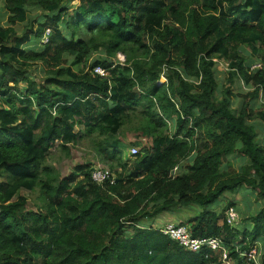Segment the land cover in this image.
Segmentation results:
<instances>
[{
    "label": "trees",
    "instance_id": "obj_1",
    "mask_svg": "<svg viewBox=\"0 0 264 264\" xmlns=\"http://www.w3.org/2000/svg\"><path fill=\"white\" fill-rule=\"evenodd\" d=\"M2 1L0 264H257L248 253L264 242V207L244 230L209 207L244 187L264 200V146L250 123L255 115L264 124V0ZM215 57L228 62L229 84L254 88L239 95L241 111L231 88L219 91ZM133 117L149 146L124 158L119 135ZM79 138L111 163L113 183H95L91 164L62 176L47 163L57 144L69 157ZM23 191L38 194L36 211ZM190 206L203 211L182 225L221 240L226 259L223 249L186 250L151 225Z\"/></svg>",
    "mask_w": 264,
    "mask_h": 264
},
{
    "label": "rangeland",
    "instance_id": "obj_2",
    "mask_svg": "<svg viewBox=\"0 0 264 264\" xmlns=\"http://www.w3.org/2000/svg\"><path fill=\"white\" fill-rule=\"evenodd\" d=\"M76 4V2H74ZM8 15L9 13L7 10L4 9V2L1 0L0 2V22L3 25H8ZM41 13L38 11H34L33 13V18L37 19V16H40ZM24 24L17 25L16 30L18 31L19 34L22 35L24 32ZM33 48V47H31ZM245 53L247 56H251L250 51L247 49ZM102 57L101 53H95L92 55L91 59L87 62L86 66H82L81 68L85 70L88 68V66H91L94 61L100 59ZM254 59L259 60V58L252 57ZM117 59V58H116ZM116 62V60H114ZM118 61V60H117ZM214 61L217 64V76H218V83H219V91L224 90L226 87L231 88L234 97L232 98V108L235 110L241 111V107H243L244 103V98L243 96L247 95L248 93H251L254 88L252 86L246 87L244 86L243 82L239 79H235L234 83L229 84L228 79L230 77V70L228 67V62L225 61L224 59H221L219 57H215ZM38 66V69L35 71H31L33 78H36L38 80L42 79L45 77V70L43 69L42 65L40 63L36 64ZM77 69V70H78ZM24 86V85H22ZM239 95H243L239 97ZM221 97V94L218 95V98ZM262 99L260 100H255L250 102V107L253 106L254 109L260 108L262 105ZM135 123H136V118L133 117L131 122L128 123L124 128L123 131L119 135V139L121 142L124 144L122 150L124 151V158H128L129 156V150L134 147L133 143L136 142L137 140H140L142 142L141 146L139 147L140 151L142 150L143 147L149 146V139L140 133H137L134 128H135ZM250 123H253L256 127V132L258 133V140L261 143V145L264 146V124L255 118V115H253L250 119ZM263 124V125H262ZM171 125V124H170ZM172 128V126H171ZM172 133L175 131L173 129H170ZM99 141V140H98ZM97 147L92 140L89 139H81L79 138L77 142L74 144V146H71L69 149L70 156L68 157L65 153V151L58 146H55L52 150L51 156L48 159V164L55 166L61 173L62 176H67L74 172L75 166L80 165V164H91L93 167H102L105 169L110 170L112 174L115 176V173L113 170H111L110 167H112L111 163H107L106 159L103 157H100L99 155L96 154ZM130 157V156H129ZM133 157V156H131ZM194 157H192L193 159ZM191 159V158H190ZM189 159V160H190ZM191 159V160H192ZM189 160L187 162H189ZM185 162L184 165L187 163ZM230 163L232 167L237 171H241V166L243 164V161L237 156H234L230 159ZM115 165L116 162H113ZM183 165V164H182ZM117 168V167H115ZM21 195H24L28 198L29 201V208L36 211L37 209V196L38 194L36 193H29L26 191H23ZM230 202H237L238 207L237 211H239L240 215V220L238 222L237 227H239L240 230H244L246 228V225L249 226V228L252 227L250 223H248V218L251 216H254L258 213V211L264 207V200H259L256 193L253 192L249 188H241L239 191L236 192H227L224 194V196L216 203L211 205L209 208L213 209L217 212H220V214H224V210L227 208L228 203ZM237 206V204L235 205ZM194 208V207H193ZM191 209V207H190ZM189 209V207H184V208H176L174 209L175 212V218H177L176 215H178L179 218L188 219L191 217L190 215H194L193 212ZM173 211V210H172ZM168 217H171V213L167 214ZM147 222L145 221V224ZM247 223V224H246ZM264 255V242H260L259 245H257V260L258 263L260 264L262 262V256Z\"/></svg>",
    "mask_w": 264,
    "mask_h": 264
},
{
    "label": "built area",
    "instance_id": "obj_3",
    "mask_svg": "<svg viewBox=\"0 0 264 264\" xmlns=\"http://www.w3.org/2000/svg\"><path fill=\"white\" fill-rule=\"evenodd\" d=\"M50 31L48 30L45 35L43 36L42 43L48 42ZM118 60V61H117ZM126 59L125 56L122 54H118L116 62L120 65H124ZM261 67L260 64L253 65L251 70H257ZM95 73L104 76L105 72L101 67H96L94 69ZM167 82L165 75L161 76L160 84H164ZM140 152L139 147L134 146L129 150V156H136ZM179 166H176L172 172V176H175L179 172ZM92 179L95 183L102 185L107 181L111 183L114 182L115 176L110 172V170L102 168V167H95L92 172ZM240 220L239 212L234 207H230L225 211V221L231 227H237L238 222ZM161 231L169 236L172 240L178 242L183 248L189 251L198 252L203 247L210 248L214 251L218 249H223V258L226 259L227 257V250L224 248L223 243L221 240L216 238H208V239H199L194 238L186 225L182 224H174L168 223L161 229ZM248 256L252 258L257 264V247L253 248L249 253Z\"/></svg>",
    "mask_w": 264,
    "mask_h": 264
},
{
    "label": "crops",
    "instance_id": "obj_4",
    "mask_svg": "<svg viewBox=\"0 0 264 264\" xmlns=\"http://www.w3.org/2000/svg\"><path fill=\"white\" fill-rule=\"evenodd\" d=\"M244 84V83H243ZM244 86H246V87H249L248 85H246V84H244ZM253 87V86H252ZM258 100H260V99H258ZM255 101V100H254ZM263 125V124H262ZM75 133L76 134H78L79 136L80 135H82L83 134V127L82 126H77L76 127V129H75ZM59 144H57V146H58ZM71 146H74V144H69L68 145V148L70 149V147ZM53 150V149H52ZM232 158V157H231ZM231 158H229V160L231 159ZM182 165V164H181ZM92 167H93V165H92ZM93 168H95V167H93ZM240 190V189H239ZM238 190V191H239ZM227 193V192H226ZM218 202V201H217ZM216 202V203H217ZM215 203V204H216ZM235 205L237 204V206L236 207H234V208H236V210H237V207H238V203L237 202H235L234 203ZM190 207H191V209H190ZM189 207V209L191 210V211H194L193 212V214L195 215V214H197V213H199V212H202L203 211V209L202 208H200V207H198V206H190ZM194 207V208H193ZM228 209V208H227ZM226 209V210H227ZM211 210H213V209H211ZM215 211V210H214ZM217 212V211H216ZM239 212V211H238ZM171 213V217H168V215L167 214H170ZM217 213H219L220 214V212H217ZM194 215H190L191 217H193ZM175 216V212H174V210L173 211H169V212H165V213H163V214H161L160 216H158V217H156L154 220H152V221H150V222H152V226L153 227H155V228H158V229H162V228H164V226L166 225V224H168V223H174V224H183L184 222H186V220L187 219H182V218H179L178 217V215H176L177 216V218H175L174 217ZM190 217V218H191ZM189 218V219H190ZM188 219V220H189ZM249 223V222H248ZM247 224V223H246ZM146 225H147V223H146ZM246 227H249L248 225H246ZM251 229V228H250Z\"/></svg>",
    "mask_w": 264,
    "mask_h": 264
}]
</instances>
